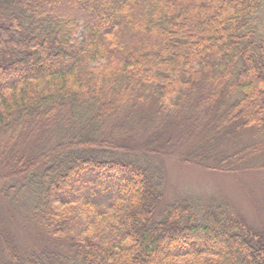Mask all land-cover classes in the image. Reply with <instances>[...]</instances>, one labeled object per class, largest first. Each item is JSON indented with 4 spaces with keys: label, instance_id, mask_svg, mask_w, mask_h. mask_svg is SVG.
<instances>
[{
    "label": "trees",
    "instance_id": "1",
    "mask_svg": "<svg viewBox=\"0 0 264 264\" xmlns=\"http://www.w3.org/2000/svg\"><path fill=\"white\" fill-rule=\"evenodd\" d=\"M263 9L0 0V264H264L228 203L163 205L168 157L264 169Z\"/></svg>",
    "mask_w": 264,
    "mask_h": 264
},
{
    "label": "rangeland",
    "instance_id": "2",
    "mask_svg": "<svg viewBox=\"0 0 264 264\" xmlns=\"http://www.w3.org/2000/svg\"><path fill=\"white\" fill-rule=\"evenodd\" d=\"M260 17L264 23V9ZM62 133L57 129L53 132L58 136H62ZM151 133L145 132L144 135L149 136ZM163 163L165 170L163 205L183 197H197L202 200L212 197L231 205L249 227L255 229L264 227V169L228 176L209 172L197 166L181 164L172 157L166 158ZM163 247L165 248L163 245L157 247V251H163Z\"/></svg>",
    "mask_w": 264,
    "mask_h": 264
}]
</instances>
